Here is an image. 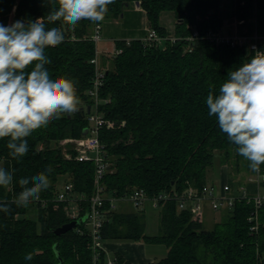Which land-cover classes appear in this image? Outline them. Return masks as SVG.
<instances>
[{"label":"trees","instance_id":"1","mask_svg":"<svg viewBox=\"0 0 264 264\" xmlns=\"http://www.w3.org/2000/svg\"><path fill=\"white\" fill-rule=\"evenodd\" d=\"M136 1L148 24L161 35L168 31L160 16L169 11L175 19L173 33L181 38L164 47L144 46L135 38L129 43L123 39L116 42L121 52L111 59L112 67L104 68L99 88V109L113 124L98 131L108 161L102 178L105 195L122 196L143 188L148 196H154L173 188L180 191L188 185L201 186L216 157L221 164H230L237 171L245 168L251 174L250 162L237 153L216 118L208 115L206 105L209 90L218 94L228 72L251 53L229 44L184 39L192 27L204 33L223 26L222 0H114L104 20L97 23L106 26L112 19L124 18ZM49 10L47 0H0V23L34 21ZM233 15L243 20L246 32L260 36L259 46L264 48V0H233ZM94 23L82 20L70 25L61 20L47 25H64V42L46 49L51 60L48 68L54 78L77 81L79 111L53 119L27 137L29 151L20 159L9 156L10 138L0 139V167L14 173L12 185L0 187V200L10 203V213L0 211V264H92L86 233H79L76 227L60 235L54 232L70 221L64 203L54 197L63 177V183L71 182L75 191L88 197L93 190V162L67 158L65 152L73 154L72 143L61 141L82 136L88 124L87 106L92 100L87 90L94 75L91 59L95 45L85 36ZM30 70L31 66L26 69ZM48 167L53 168L51 187L40 194L45 203L33 201L27 208L14 203L22 191L19 179ZM260 168L264 170V165ZM228 180L232 185L237 182L232 175ZM249 188L254 190L252 184ZM29 207L36 209L35 218L26 215ZM104 208L101 235L105 240L165 245L163 257L145 264H264V201L258 208L255 233L250 232L248 220L253 205L245 200L217 211L219 216L209 229L203 226L201 213L179 210L173 200L160 201L154 235L144 232L143 211L111 208L109 200ZM28 253L31 260L25 259ZM114 254L119 264H129L119 252ZM105 258V252L100 251L97 264H105Z\"/></svg>","mask_w":264,"mask_h":264},{"label":"clouds","instance_id":"2","mask_svg":"<svg viewBox=\"0 0 264 264\" xmlns=\"http://www.w3.org/2000/svg\"><path fill=\"white\" fill-rule=\"evenodd\" d=\"M49 12L36 20L0 23V139L9 156L20 159L29 151L27 137L53 119L79 111L74 79L54 78L46 49L65 40L64 25L47 27L63 20L76 25L82 20L101 22L114 0H47ZM31 66L30 71H26ZM208 115L237 153L249 161L253 172L264 165V51L256 50L237 68L228 72L218 94L209 90ZM52 167L18 181L22 191L14 201L27 208L51 187ZM14 173L0 167V187L12 185ZM0 211L10 213V203L0 200ZM32 259V254L25 256Z\"/></svg>","mask_w":264,"mask_h":264},{"label":"built area","instance_id":"3","mask_svg":"<svg viewBox=\"0 0 264 264\" xmlns=\"http://www.w3.org/2000/svg\"><path fill=\"white\" fill-rule=\"evenodd\" d=\"M140 9V6H136ZM242 23L243 20H239ZM88 37L94 42V56L91 62L94 64V75L92 82L87 90V95L91 98V104L86 115L87 133L80 137L65 138L61 143L71 142L73 154L65 152L67 158L73 157L79 161H92L94 164L93 173V190L88 197L84 193L77 192L73 189L71 182H64L55 192L54 199L64 203V208L70 220L78 219L86 215L82 226L76 225V230L89 236L88 246L92 252V264H97L100 251H104L106 258L105 264H119L114 253L107 254L105 239L101 235V228L104 222V215L107 209L104 208V203L109 200L111 208H117L120 202H128L134 210L143 211L145 205L149 203L152 207H159L160 201L173 200L179 210H188L191 213H201L205 208L213 211H221L230 209L236 202L245 200L253 205V209L248 217L250 222L249 230L255 233L258 229V208L264 201V188H261V183L264 181V170L260 168V172H252L247 175L246 180L237 181L233 185L230 184L228 177L213 179L211 182L207 180L201 186L188 185L182 190L171 189L161 191L154 196H148L143 188H134L128 194L122 196L107 197L104 193L102 178L108 168V161L105 156L104 145L98 138L99 128L103 125L112 126V121L106 119L99 109L102 99L99 96V88L103 83L104 68L99 67L98 56L100 53L108 52L112 57L121 52V48L116 45L118 40L123 39L129 43L133 38H104L102 34V24L95 22ZM140 40L144 46H159L164 47L167 42L173 43L181 37L176 36L173 32L167 34H159L148 22L145 23L143 33L140 36L134 37ZM188 41H197L205 39L214 44H229L231 46L243 47L253 55L256 50L264 51V48L259 46L260 36L256 32L228 33L223 29V26L217 29H208L204 33H200L195 27H192L191 34L185 36ZM106 41L109 46L102 45ZM101 47L103 49L101 50ZM191 48H189L190 50ZM254 186V190L249 188V185ZM45 203V200L39 198L34 200L35 203Z\"/></svg>","mask_w":264,"mask_h":264},{"label":"rangeland","instance_id":"4","mask_svg":"<svg viewBox=\"0 0 264 264\" xmlns=\"http://www.w3.org/2000/svg\"><path fill=\"white\" fill-rule=\"evenodd\" d=\"M222 2H228L226 4V6H224V8L222 9V17H223V29L225 31H227L228 28H232L233 30L235 29L238 33H242V32H246V27L245 26H240L241 24H231L230 21L232 20V0H222ZM13 10H11V12L9 13V17L12 15ZM164 13H169L170 14V19L166 20L165 17H162L161 23L162 25L164 24L168 29L172 28V23H175L174 17L171 15V13L169 11H166ZM109 23L112 24V27H117L118 29H122V31L124 30L125 34H127L128 32L126 30H131L129 33H134V32H138V34H140L141 32H143V28L145 26V18L143 16L142 12H134L132 11V5H130L127 9V13L125 15L124 18H115L112 19ZM109 25V24H107ZM106 25V26H107ZM108 44V43H106ZM103 49V47H101V50ZM113 57L111 55H109L108 52H103L100 53L98 56V64L99 67L103 66V68L107 67H112L111 65V59ZM111 127V126H110ZM232 175L235 177L236 181H243L246 180V177L248 174V171L244 169L241 170H236L235 167H233L230 164H221L218 161V158L216 157L214 160V165L212 170L210 169L208 171V180L211 182V180L213 179H219L222 177H228ZM66 180V177L62 178L60 180V182L57 185H60L63 183V181ZM145 210L143 211V220H144V232L147 235H154L157 233L158 230V217H159V208L158 207H152L149 203H147L145 205ZM126 211H129L128 209H131V204H127V203H122V204H118L117 208L121 209L124 208ZM133 210V209H131ZM220 212L217 211H213L209 208H205V210L202 212V216H203V226L207 229L211 228L213 225L214 220L219 216ZM27 216L36 217V209L29 207L27 212H26ZM114 241H118L119 243L123 242V245H125L126 249H129V253H131V257L130 258H135L138 257L137 254V250L139 248V246H137V244H141L143 247V250L145 252V256L148 258H152L153 260L159 259L161 257H163L166 253V247L164 244L162 243H150V242H145L143 240H106L105 244L106 245V250H107V254H113L112 252V247H109L108 245H110L109 243H113ZM133 245V246H132ZM135 245V248H137V250L133 249ZM133 247V248H132ZM131 249V250H130ZM138 250V251H139ZM115 255V254H114ZM129 264H136L134 262H130Z\"/></svg>","mask_w":264,"mask_h":264},{"label":"crops","instance_id":"5","mask_svg":"<svg viewBox=\"0 0 264 264\" xmlns=\"http://www.w3.org/2000/svg\"><path fill=\"white\" fill-rule=\"evenodd\" d=\"M228 2H222L221 4H222V9L224 8V6H226V4H227ZM231 4H232V13H231V16H232V20L230 21V23L231 24H238L239 22V20H237L236 19V17L233 15V0H232V2H231ZM132 11H134V12H142L143 13V16H144V18H145V23L147 22V20H146V16H145V13H144V11L140 8V9H138V8H136L135 7V5L133 4L132 5ZM223 11V10H222ZM172 15V14H171ZM162 17H165L166 18V20H168V19H170V14L169 13H162L161 14V16H160V23H161V20H162ZM173 20H175V19H173ZM243 23V22H242ZM242 23H239V24H241L240 26H242ZM162 24V23H161ZM164 25V24H163ZM165 26V25H164ZM173 27H174V24L172 23V28H167L166 26H165V28L167 29V31L168 32H173ZM128 33L127 34H125V32H124V30L122 31V29H118L117 27H112V24L111 23H109V25H107V26H104V25H102V34H103V36H104V38H106V39H110V38H112V37H116V38H134V37H137V36H140L143 32H141L140 34H138V32H132V33H129L131 30H126ZM234 31H236L235 29L233 30L232 28H228L227 29V32L228 33H233ZM106 43H108L109 44V42L108 41H106L105 43H103L102 45H106V46H109L108 44H106ZM122 203H127V204H129L128 202H120L119 204H122ZM146 207V206H145ZM121 209H125V207L124 208H121ZM131 209H133L132 207H131ZM131 209H128V210H131ZM144 210H145V208H144ZM143 210V211H144ZM106 241V240H105ZM105 243V242H104ZM110 245H108L109 247H112V252L114 253V252H119L121 255H122V257L124 258V260L125 261H127L128 263H130V262H134V263H136V264H145V263H150V262H152L153 261V259L152 258H148V257H146L145 256V252H144V250H143V247H141L142 245L139 243V244H137V246H139V248H140V250L138 251L137 250V248H135V245H134V248L133 249H135V250H137V254L136 255H138L139 254V256L138 257H135V258H130L131 256V253H129L128 251H129V249L127 250L126 249V247H125V245H123V242L122 243H119L118 241H114L113 243H109ZM107 244H105V246H106ZM133 246V245H132ZM131 250V249H130Z\"/></svg>","mask_w":264,"mask_h":264},{"label":"water","instance_id":"6","mask_svg":"<svg viewBox=\"0 0 264 264\" xmlns=\"http://www.w3.org/2000/svg\"><path fill=\"white\" fill-rule=\"evenodd\" d=\"M136 6L139 5V2L136 1L135 2ZM87 109L89 110V105L87 106ZM87 133V128L85 127L83 129V134H86ZM86 218V215L84 216H81L80 218L78 219H74V220H70L66 223H63L62 225L58 226L57 228L54 229V232L57 234V235H60L61 233L69 230V229H72L74 228L76 225L82 223Z\"/></svg>","mask_w":264,"mask_h":264}]
</instances>
